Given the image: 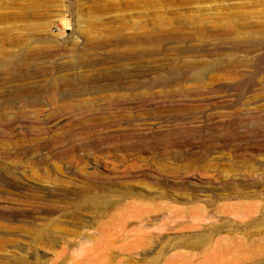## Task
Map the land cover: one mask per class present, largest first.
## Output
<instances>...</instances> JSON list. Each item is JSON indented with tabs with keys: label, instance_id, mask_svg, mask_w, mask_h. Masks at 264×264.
Wrapping results in <instances>:
<instances>
[{
	"label": "rangeland",
	"instance_id": "rangeland-1",
	"mask_svg": "<svg viewBox=\"0 0 264 264\" xmlns=\"http://www.w3.org/2000/svg\"><path fill=\"white\" fill-rule=\"evenodd\" d=\"M0 264H264V0H0Z\"/></svg>",
	"mask_w": 264,
	"mask_h": 264
}]
</instances>
